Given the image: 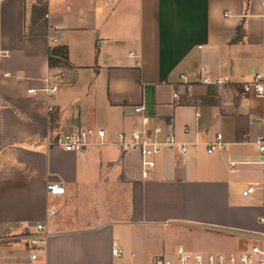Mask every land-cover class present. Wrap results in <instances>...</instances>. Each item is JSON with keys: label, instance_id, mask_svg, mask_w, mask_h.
I'll return each mask as SVG.
<instances>
[{"label": "crops", "instance_id": "0c3cea01", "mask_svg": "<svg viewBox=\"0 0 264 264\" xmlns=\"http://www.w3.org/2000/svg\"><path fill=\"white\" fill-rule=\"evenodd\" d=\"M59 46L67 63L50 67ZM261 70L264 0H0V264L264 247V97L242 88ZM134 126L161 143L145 176L141 151L116 144ZM81 127L102 128L105 144L56 145ZM218 133L224 146L208 153ZM37 223L47 235L31 259L20 237Z\"/></svg>", "mask_w": 264, "mask_h": 264}, {"label": "built area", "instance_id": "2783aa9c", "mask_svg": "<svg viewBox=\"0 0 264 264\" xmlns=\"http://www.w3.org/2000/svg\"><path fill=\"white\" fill-rule=\"evenodd\" d=\"M53 41L56 39L53 38ZM203 71H200V75ZM183 77V75H180ZM57 76L49 75L47 78L48 87L44 90L48 95L53 94L58 90L59 82L52 81ZM201 82L205 84L221 83L220 79L211 80L208 76L201 77ZM243 91L245 93L252 92L259 97H264V70L252 71L250 79L242 84ZM30 92V90H29ZM173 98H178V93H173ZM52 107L49 106V110ZM116 144L120 147L121 151L140 150L142 155V167L143 175L147 174V171L154 166V160L152 156L158 151L161 143L151 139L148 131L145 128H139L134 126L129 131H120L117 133ZM105 131L102 128H90L81 127L75 130L63 131L58 135L56 145L62 147L65 151L77 152L81 151L87 146L93 144H105ZM174 142L168 141L163 146L173 147ZM224 146L221 133H218L215 139L208 143L207 152L211 153L215 148H221ZM256 147L260 150H264V139L259 137L256 143ZM178 153H184L186 147L177 146ZM231 165L234 162H230ZM253 189L252 186L243 191V195H246ZM64 187L59 183H47L46 191L50 195H63ZM51 214L55 210L49 211ZM46 230L43 223H37L35 225V231L28 232L22 235L20 238L24 240L26 249L30 253V258L35 259L37 251L44 245L46 240ZM112 253L114 256H119L121 251L118 247L113 246ZM225 260L228 264H264V247L258 245L251 246L248 252L240 253L238 255H230L224 257L221 254L213 253H189L182 248H178L175 252V260H172L164 254L155 255L151 259L150 264H224ZM176 262V263H175Z\"/></svg>", "mask_w": 264, "mask_h": 264}, {"label": "trees", "instance_id": "16d2710c", "mask_svg": "<svg viewBox=\"0 0 264 264\" xmlns=\"http://www.w3.org/2000/svg\"><path fill=\"white\" fill-rule=\"evenodd\" d=\"M245 35V30L243 29L242 23L239 25L235 31L233 41H238ZM67 63V48L66 47H53L50 49L48 54V65L50 67L59 66Z\"/></svg>", "mask_w": 264, "mask_h": 264}]
</instances>
